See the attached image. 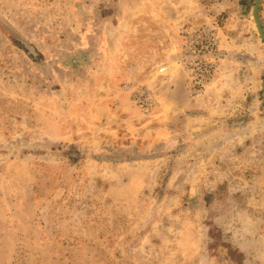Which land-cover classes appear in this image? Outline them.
I'll use <instances>...</instances> for the list:
<instances>
[{"label":"rangeland","instance_id":"rangeland-1","mask_svg":"<svg viewBox=\"0 0 264 264\" xmlns=\"http://www.w3.org/2000/svg\"><path fill=\"white\" fill-rule=\"evenodd\" d=\"M254 2L0 0V264H264Z\"/></svg>","mask_w":264,"mask_h":264},{"label":"built area","instance_id":"built-area-1","mask_svg":"<svg viewBox=\"0 0 264 264\" xmlns=\"http://www.w3.org/2000/svg\"><path fill=\"white\" fill-rule=\"evenodd\" d=\"M196 42L189 45V49L194 52L196 57L207 55L206 61L196 60L193 63V86L201 88L213 77L217 68L218 45L217 39L210 27H204L198 35L195 36Z\"/></svg>","mask_w":264,"mask_h":264},{"label":"water","instance_id":"water-1","mask_svg":"<svg viewBox=\"0 0 264 264\" xmlns=\"http://www.w3.org/2000/svg\"><path fill=\"white\" fill-rule=\"evenodd\" d=\"M260 0H255L253 6V21L255 23L256 30L258 32L259 37L261 38L262 42L264 43V34L260 27L259 19H258V4Z\"/></svg>","mask_w":264,"mask_h":264},{"label":"crops","instance_id":"crops-1","mask_svg":"<svg viewBox=\"0 0 264 264\" xmlns=\"http://www.w3.org/2000/svg\"><path fill=\"white\" fill-rule=\"evenodd\" d=\"M189 14H195V12L191 9V10H187L186 11V15H189Z\"/></svg>","mask_w":264,"mask_h":264}]
</instances>
